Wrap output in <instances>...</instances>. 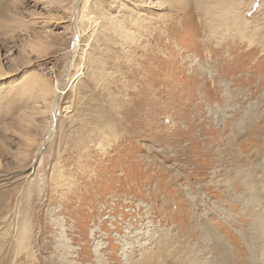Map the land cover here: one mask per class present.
Segmentation results:
<instances>
[{"label":"rangeland","instance_id":"rangeland-1","mask_svg":"<svg viewBox=\"0 0 264 264\" xmlns=\"http://www.w3.org/2000/svg\"><path fill=\"white\" fill-rule=\"evenodd\" d=\"M263 219L264 0H0V264H264Z\"/></svg>","mask_w":264,"mask_h":264},{"label":"bare ground","instance_id":"bare-ground-1","mask_svg":"<svg viewBox=\"0 0 264 264\" xmlns=\"http://www.w3.org/2000/svg\"><path fill=\"white\" fill-rule=\"evenodd\" d=\"M73 32H74L73 33V37H74L73 52L75 53V51L79 47V40H78L79 39V33L77 30H74ZM62 87H63V85L58 87L59 90H57V93L55 94L57 99L59 97H61V94L63 92ZM53 123H54V120H52V124ZM51 128H53V126ZM263 221H264V219H263ZM261 225L264 227V224H261ZM168 251L170 253H172L173 249H169ZM141 256H142L141 264H174L175 261L178 259V256L175 257V255H173V254H168V253H164V252H161V253L158 252L157 253L156 251H153V250H150V251L146 250L145 252L142 253ZM184 264H186V261L184 262Z\"/></svg>","mask_w":264,"mask_h":264}]
</instances>
